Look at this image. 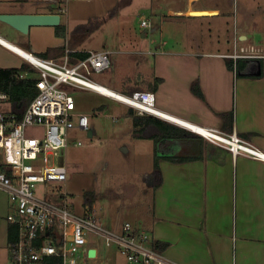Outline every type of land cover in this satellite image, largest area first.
<instances>
[{
    "label": "rangeland",
    "instance_id": "1",
    "mask_svg": "<svg viewBox=\"0 0 264 264\" xmlns=\"http://www.w3.org/2000/svg\"><path fill=\"white\" fill-rule=\"evenodd\" d=\"M20 1L30 9L57 8L69 28V49L111 51L110 70L92 74L90 79L122 93L148 90L147 83L155 72L169 71L168 62L182 57L166 56L160 60V53L150 52L233 53L237 37L245 36L246 40L239 39L236 52L241 47H254L256 52L264 53V0ZM189 7L217 8L220 14L166 15L169 8ZM141 16L149 19L150 28L142 26ZM50 31L47 29L46 33ZM0 36L28 50L24 35L2 21ZM183 40L191 43L185 50L180 44ZM22 62L21 57L0 45V67H19ZM23 64L33 67L27 60ZM115 77L128 85L114 86ZM68 90L75 99L76 112L89 116L90 128L70 130L69 144L61 151V162L69 174L63 189L77 203L86 200L85 193H93L100 222L116 233H122L126 222L138 229L147 228L154 206V141L137 137L132 122L137 112L128 105L87 88L68 86ZM155 106L160 109L159 101ZM41 131L29 127L26 135L40 137ZM158 152L163 153L160 145ZM8 211L9 197L0 189V264H10L11 260L7 245ZM99 250L102 255L98 264H129L115 245Z\"/></svg>",
    "mask_w": 264,
    "mask_h": 264
},
{
    "label": "crops",
    "instance_id": "2",
    "mask_svg": "<svg viewBox=\"0 0 264 264\" xmlns=\"http://www.w3.org/2000/svg\"><path fill=\"white\" fill-rule=\"evenodd\" d=\"M38 8H26L20 0H0V14L50 13L49 7L45 10ZM203 10L220 14L217 8L189 7L186 10L169 8L166 15H191L193 11ZM53 13L61 15L59 26L31 27L28 34H23L28 50L0 37L35 56L47 53L45 58L59 62L69 51H85L69 49L68 25L58 10ZM47 29H51L50 33H46ZM246 38L237 37L235 51L239 39ZM180 44L185 50L191 43L183 40ZM0 45L23 59L19 67L27 60L9 47ZM150 53H160V60L166 56H182L168 62L169 71L155 72L147 83L149 88L146 91L154 94L155 103L159 101L158 110L196 126L235 134L264 153V53L263 57L252 59H234L231 57L234 52L219 50ZM239 60H247L244 75L238 74ZM259 70L260 74H257ZM23 72L30 75L29 71ZM156 77L162 82L152 92ZM115 79L112 81L114 86L128 85ZM196 81L202 96L192 90ZM125 92L119 93L132 94ZM10 105L8 109H11ZM197 135L199 137L166 140L158 144L163 151L158 152L157 146V154L162 157L159 166L163 182L154 190L153 218L147 228L138 229L132 225L133 229L148 233L153 246L156 241L168 243L162 251L178 264H264V160L235 156L228 149ZM168 157L190 159L176 162ZM93 203L99 215L98 205L95 201ZM10 226L7 228L9 253ZM100 259L101 256L96 264Z\"/></svg>",
    "mask_w": 264,
    "mask_h": 264
},
{
    "label": "built area",
    "instance_id": "3",
    "mask_svg": "<svg viewBox=\"0 0 264 264\" xmlns=\"http://www.w3.org/2000/svg\"><path fill=\"white\" fill-rule=\"evenodd\" d=\"M141 19L144 28L151 27L148 19ZM231 57L252 59L263 55L254 48L242 47ZM29 62L39 72L38 94L22 118L8 109L10 95L0 89V189L9 197L7 221L18 228V238L10 246L11 264H96L101 256L99 249L111 245L129 264H178L152 245L148 233L134 230L130 223L123 225L121 234L116 233L99 221L94 203H77L63 189L69 174L61 162V151L69 144L70 130L90 128L89 116L76 112L68 86L101 93L128 105L138 115H157L154 94L142 90L128 95L120 93L118 98L89 86L87 82L97 84L90 79L92 74L105 73L112 67L108 50L90 51L86 58L76 62H70L67 55L63 62L41 57ZM19 76L25 78L28 72ZM29 127L41 128V136L28 137ZM201 128L205 133L197 134L235 156L264 160L261 150L235 134Z\"/></svg>",
    "mask_w": 264,
    "mask_h": 264
},
{
    "label": "trees",
    "instance_id": "4",
    "mask_svg": "<svg viewBox=\"0 0 264 264\" xmlns=\"http://www.w3.org/2000/svg\"><path fill=\"white\" fill-rule=\"evenodd\" d=\"M56 9L52 6H49L48 11L53 13ZM47 53L40 55V57L45 58ZM89 55V52L86 51H69L67 56L70 62H76L80 59H84ZM247 60H239L238 62V74L244 75V70L246 69ZM232 66V65H231ZM23 71H29V76L21 78L19 74ZM38 70L33 66H25L24 64L21 67H9L1 68L0 67V89L5 91L10 95L11 98V112L17 114L19 118H22L27 106L30 102L37 96L38 88L36 86ZM253 76V75H251ZM162 82V79L159 77L155 78L154 84L151 86V91L155 92L158 88V85ZM192 90L198 96H202L198 81L192 84ZM133 93V92H129ZM132 113V110H130ZM232 118V117H231ZM132 122L136 131L137 137L143 139H151L155 143V158H154V171L152 176L154 177L153 188L157 189L163 182V176L160 171L159 162L161 156L157 154V146L160 142L166 140H177V139H190L199 137L194 132L187 130L183 127L177 126L173 123L167 122L159 117L154 115H135L133 114ZM173 161L184 162L190 158H173ZM86 196L89 198V202L93 203L95 197L93 193L87 192ZM11 225V224H10ZM18 238V228L15 225L9 227L8 242L9 246L14 243ZM157 246V247H156ZM155 247L157 249H166L168 243L156 241Z\"/></svg>",
    "mask_w": 264,
    "mask_h": 264
},
{
    "label": "water",
    "instance_id": "5",
    "mask_svg": "<svg viewBox=\"0 0 264 264\" xmlns=\"http://www.w3.org/2000/svg\"><path fill=\"white\" fill-rule=\"evenodd\" d=\"M193 16L215 15L209 11H193ZM0 21L8 24L22 34H28L31 27L59 26L61 15L56 13H4L0 14ZM257 74H260V70ZM91 134V132H90Z\"/></svg>",
    "mask_w": 264,
    "mask_h": 264
},
{
    "label": "bare ground",
    "instance_id": "6",
    "mask_svg": "<svg viewBox=\"0 0 264 264\" xmlns=\"http://www.w3.org/2000/svg\"><path fill=\"white\" fill-rule=\"evenodd\" d=\"M0 43L3 44L4 46L9 47L13 51L17 52L19 55H21L23 58L27 59L28 61H34L35 62L36 59L39 57V56H35V55H33V54L29 53V52H26V51L20 49L19 47L7 42L6 40L2 39L1 37H0ZM87 83L92 88H94V89H96V90H98V91H100V92H102L104 94H107V95H109L111 97L120 98V96H121V94L119 92H116V91H114V90H112V89H110V88H108V87H106L104 85H101V84H98V83L95 84V83H91V82H87ZM155 113L158 116H160V117H164V118H166L168 120H171V121H173L175 123H178V124H181L183 126H186V127L190 128L191 130H193L196 133H200V134L205 133V130L203 128H201L200 126H196L194 124H191V123H188L186 121L180 120L179 118L171 116V115H169V114H167L165 112H162L160 110H156Z\"/></svg>",
    "mask_w": 264,
    "mask_h": 264
}]
</instances>
